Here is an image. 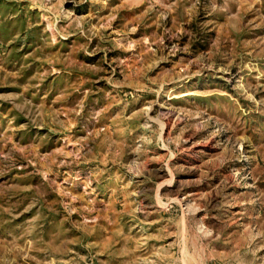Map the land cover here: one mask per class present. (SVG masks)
<instances>
[{"label":"rangeland","instance_id":"rangeland-1","mask_svg":"<svg viewBox=\"0 0 264 264\" xmlns=\"http://www.w3.org/2000/svg\"><path fill=\"white\" fill-rule=\"evenodd\" d=\"M0 264H264V0H0Z\"/></svg>","mask_w":264,"mask_h":264}]
</instances>
